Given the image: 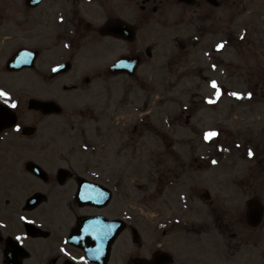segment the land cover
<instances>
[{
  "label": "flooded vegetation",
  "instance_id": "obj_1",
  "mask_svg": "<svg viewBox=\"0 0 264 264\" xmlns=\"http://www.w3.org/2000/svg\"><path fill=\"white\" fill-rule=\"evenodd\" d=\"M238 1L0 0V89L10 94L0 96V264H264V208L249 212L262 194L228 199L224 173H208L226 156L225 128L211 140L205 131L212 150L201 155L192 133L177 138L185 108L169 116L171 134L140 120L130 135L118 85L123 76L144 84L159 43L153 21L188 22L193 38H175L188 55L217 31L216 10L228 21ZM120 59L126 72L113 70ZM199 100L190 105L221 102ZM130 138L144 157L131 158ZM257 149L248 167L256 188L264 135Z\"/></svg>",
  "mask_w": 264,
  "mask_h": 264
},
{
  "label": "rangeland",
  "instance_id": "obj_2",
  "mask_svg": "<svg viewBox=\"0 0 264 264\" xmlns=\"http://www.w3.org/2000/svg\"><path fill=\"white\" fill-rule=\"evenodd\" d=\"M230 15L231 19L226 21L225 15L216 10L214 22L217 31L207 30L202 43L191 46L188 55L178 51V42L175 40L193 38L192 27L188 22L166 27L153 21V40L159 43L155 57L139 74L145 79L144 84L139 86L123 76L118 79V85L124 88L128 100L126 110L130 135L139 134H135L137 129L134 125L141 126L140 120L146 121L147 125H159L165 135L171 134L169 116L174 113L177 116L185 108L180 119L184 122L190 118V122L186 131L179 130L182 134L177 138L182 139L186 132L192 133V152L201 155L212 150L203 140L205 131L216 130L217 125L225 128L223 139H227L229 144L233 140L236 142L234 147L222 143L224 146L221 150L226 151V156L216 161L219 162L218 167L211 169L209 175L217 178V175L224 173V179L229 182L226 190L228 199L239 198L242 191L246 190L248 195L252 192L261 193L264 204V187L258 185L256 188L248 172V167L256 163L257 147L261 146L264 135V96L261 88H257L260 81L255 74L262 68L264 71V0H240L231 5ZM170 20L179 19L174 15ZM173 27H178L180 31L171 30ZM222 41L225 46L217 49L216 45ZM169 57L170 64L167 63ZM212 81H217L222 90L219 96L221 102L216 110L213 106L201 107L198 104L192 107L191 102L200 101V96L217 98V89L212 86ZM234 92L244 95L239 98L232 95ZM188 114L191 116L188 117ZM130 139L131 158L144 157L140 144ZM147 148L152 146L148 144ZM237 148L242 150L240 156L235 154L234 149ZM249 149L254 155H248ZM133 165L134 172L137 170L140 173L138 162ZM237 176L238 181L245 178L246 187L243 188L238 181L233 183Z\"/></svg>",
  "mask_w": 264,
  "mask_h": 264
},
{
  "label": "snow or ice",
  "instance_id": "obj_3",
  "mask_svg": "<svg viewBox=\"0 0 264 264\" xmlns=\"http://www.w3.org/2000/svg\"><path fill=\"white\" fill-rule=\"evenodd\" d=\"M60 19L63 20V17H61ZM224 46H225V42L222 41L221 43L216 45V48L217 49H222ZM213 67H215V65H213ZM212 86L217 89L216 95H217V97H219L222 94V90H220L218 82L217 81H212ZM9 95H10L9 93H7V92L3 91L2 89H0V96L8 97ZM232 95L237 96L239 98H242L244 94L243 93L234 92V93H232ZM248 95L251 96V93H248ZM209 102L210 103H215V101L211 97H209ZM11 106L12 107H16V102L12 101ZM17 128H19V125H17ZM218 135H219V131L213 129V130H209L207 133H205V137L204 138L206 140H211V139L215 138ZM248 155L249 156L254 155V153L251 151V149L248 150ZM213 163H216V161H213ZM17 239H20V238L18 237Z\"/></svg>",
  "mask_w": 264,
  "mask_h": 264
},
{
  "label": "water",
  "instance_id": "obj_4",
  "mask_svg": "<svg viewBox=\"0 0 264 264\" xmlns=\"http://www.w3.org/2000/svg\"><path fill=\"white\" fill-rule=\"evenodd\" d=\"M249 205H250V213H252L254 216L259 215V213L262 212V207L260 206L259 203L255 201H250Z\"/></svg>",
  "mask_w": 264,
  "mask_h": 264
}]
</instances>
